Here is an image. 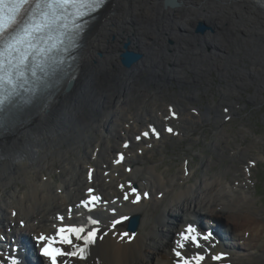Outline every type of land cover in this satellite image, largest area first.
Segmentation results:
<instances>
[{"label":"bare ground","instance_id":"obj_1","mask_svg":"<svg viewBox=\"0 0 264 264\" xmlns=\"http://www.w3.org/2000/svg\"><path fill=\"white\" fill-rule=\"evenodd\" d=\"M177 2L178 6L165 7L164 0H110L96 25L89 29L73 73L52 92L47 106L29 109L19 125L0 136V190L15 184L14 190L6 194L16 205L8 206L7 200L0 197V236L13 231V237L25 234L35 244L45 243L38 239L42 235L53 237L63 251L70 252L84 246V241L67 230L63 234L71 238L72 244L62 243L57 235L61 228L83 227L81 236L98 228V237L103 239L87 246L86 260L65 257L75 264H177L174 249L191 264H196L191 258L200 253L205 257L201 264H264V224L251 209L252 199L244 191L236 194L237 185L232 186L220 176L203 177L198 186H191L194 191L183 186L189 175L184 171L166 179L155 167L135 168L136 158L160 142L161 136L166 137L167 127L173 129L172 134L180 129L175 123L179 122L175 117L179 111L176 115L175 108L169 107L166 117L153 98L144 104L135 102L134 92L148 95L146 90L151 84L161 88L163 80H180L184 68L196 77L210 68L222 71L232 81L227 92L256 79L260 81L256 91L264 89V0ZM201 23L207 27L206 33L196 31ZM125 41L131 44V50L143 54L130 68L119 59ZM242 53H249V69L237 64ZM228 109L221 111L224 118L230 116ZM152 128L158 133L162 130L158 138L152 136ZM145 131H149L148 137L143 136ZM151 137L154 140L150 141ZM141 144L147 148L144 150ZM80 147L82 157H69ZM121 154H125V160L117 163ZM55 163L63 165L67 174L59 178L56 191L50 188L55 181L51 175ZM43 170L49 177L41 173ZM19 179L24 187L17 184ZM130 185L149 197L139 204L124 200L125 192L134 198ZM91 187L101 198L94 212L80 204ZM170 189V199L155 218L145 212V206L154 203L153 210L156 201L161 202ZM125 215L129 220L138 219L135 231L129 230L127 221L115 229L111 227L113 219ZM199 217L203 225H207L206 218L219 222L221 226L211 229L224 233V240L230 241L225 244L227 248L211 239L199 248L180 241V233L192 225L191 218ZM148 218V230L138 232L146 227ZM92 220L99 223L94 225ZM242 226L244 231L233 233ZM124 232L135 235L131 240L121 239ZM178 241L185 247L179 248ZM249 246L257 249L249 251ZM212 256L222 259L214 261ZM41 264L48 263L43 259Z\"/></svg>","mask_w":264,"mask_h":264},{"label":"rangeland","instance_id":"obj_2","mask_svg":"<svg viewBox=\"0 0 264 264\" xmlns=\"http://www.w3.org/2000/svg\"><path fill=\"white\" fill-rule=\"evenodd\" d=\"M205 24L208 26L207 23ZM168 43H171V40ZM207 49L205 52L209 54L211 50ZM248 56L249 53L240 54L239 57L243 58L241 62L237 63L239 67L243 66L244 69H249ZM226 64L231 65L230 63ZM224 67L226 73L230 74V69ZM183 70L185 75L180 80L175 77L169 78L167 81L163 80L161 84L164 87L161 86V88L151 84L146 90L148 95H138V91L134 92L136 93V97L133 98L135 102L144 104L153 98L155 106L161 109L166 117L169 107L175 108L176 115L179 111V116H175L179 122L175 123L180 129L177 131L180 135L168 132L166 137L161 136L160 142H156L155 146L140 154L136 158L135 168L155 167V171L161 173L166 179L174 175L178 177L180 172L184 171L189 174L188 179L183 182V186L186 188L196 185L194 183L203 177L220 176L225 182L233 183L232 186H238L235 190L236 194L239 195L244 191L252 199L251 209L258 221L264 224V89L256 91L260 86V81L257 79L251 83L246 81L245 85L237 88L238 90L227 92L231 80L226 79L222 71L219 72L213 68L207 69V71L203 70L198 78L193 71L185 68ZM144 76H147V72ZM130 96L134 95L130 93ZM224 107L229 108L230 116L227 118H224L221 112ZM130 111L133 113L135 110L132 107ZM96 138H100V136L97 134ZM152 140L154 137L150 138V141ZM142 146L144 150L147 148V146ZM82 153L83 148L80 147L77 154L70 153L69 157H82ZM132 153L131 151L129 155ZM89 163L94 165L93 161ZM53 169L54 173L51 175L54 176L55 181L50 186L51 190H55L56 185L60 184L61 176L67 177L63 165L55 163ZM41 173L49 177L47 171L43 170ZM22 181L19 179L17 184L24 187ZM137 183H139L138 179ZM14 188L15 184L5 190H0V197L7 200L8 206L16 208V205L11 203L12 201L6 194V192L13 191ZM192 189L194 190V188ZM225 191L227 192V190ZM18 192L20 193V189ZM172 192L173 189L168 190L161 202L155 200L157 204L153 210L154 203L151 206H145V212L155 218L170 199ZM149 218L146 227H140L141 231L138 230V232L142 233L148 230L150 227ZM244 226L239 227L240 229H236L233 233L244 231ZM245 230L249 231L250 229ZM249 234L255 235L254 233ZM237 236L239 237L238 234ZM241 242L238 241V243ZM256 249L250 248L249 251Z\"/></svg>","mask_w":264,"mask_h":264},{"label":"snow or ice","instance_id":"obj_3","mask_svg":"<svg viewBox=\"0 0 264 264\" xmlns=\"http://www.w3.org/2000/svg\"><path fill=\"white\" fill-rule=\"evenodd\" d=\"M102 0H0V106L8 101L15 93L20 82L27 79L30 72L32 77L37 76V71H45V65L48 60L53 59L60 51H67L66 41L71 43L74 36L67 29L66 24L58 23L69 9H75L73 15L83 16L82 10H92L98 7ZM27 16L24 19V16ZM75 25V20L73 21ZM78 29V26H76ZM32 61L31 64L29 61ZM227 111V110H226ZM169 133L173 129L168 128ZM151 134L159 137V133L155 128L151 129ZM150 135L149 131L143 133L144 137ZM137 139H140L138 136ZM125 147H128L125 144ZM124 159L120 155L117 163ZM129 171H131L129 169ZM123 188V186H121ZM131 193L134 198L129 197L128 192L124 193L123 199L132 204H139L142 198L149 197L148 193H141L133 186ZM89 189V193H92ZM101 198L96 195H91L90 199L81 201L83 207L88 208L89 205H94ZM113 213L116 209H112ZM15 215V213H13ZM61 221L63 217H58ZM128 220V216H121L120 219H113L111 227L115 229L117 225ZM92 224H98V220H92ZM69 232L76 234V239H82L84 246H77L74 251L66 252L60 248L53 247V237L40 236L38 239L44 241L45 244L41 249L42 255L47 257L51 264H58V258L68 256L77 257L80 260H86V249L88 245L95 244L96 240L103 239V236L98 237L99 229L93 228L86 235L81 236L85 230L83 227L69 228ZM64 228H61L57 235H60L61 242L72 244V240L68 235H64ZM106 235V234H105ZM132 235L128 232L120 234V238L132 239ZM211 233L203 235L197 232L192 226L188 225L185 231L180 233L181 240L194 244L197 248L201 247L200 240H208ZM179 248H184L185 244L177 242ZM175 256L179 258L177 264H191V260L184 258L182 253L173 250ZM194 259L196 264H201L205 259L202 255H197ZM212 260L219 261L221 256H212ZM11 264H18L15 258Z\"/></svg>","mask_w":264,"mask_h":264},{"label":"water","instance_id":"obj_4","mask_svg":"<svg viewBox=\"0 0 264 264\" xmlns=\"http://www.w3.org/2000/svg\"><path fill=\"white\" fill-rule=\"evenodd\" d=\"M107 4L104 6L103 9L106 8ZM164 5H165V7H175V6H178V2H177V0H164ZM102 11H104V10H102ZM102 11L96 15V17H97L96 20L89 24L87 31L85 33V36H84L85 41H86L89 29L96 25L95 23L100 18ZM206 29H207V27L202 23L196 27V31L198 33H204ZM130 47H131V44L128 41H125L123 43V50L119 54L120 62L125 68H130L134 63H136L137 61H139L143 58V54L141 52L133 51L130 49ZM137 225H138V219L137 218L134 217V218H131L129 220V226L128 227L130 230L135 231Z\"/></svg>","mask_w":264,"mask_h":264},{"label":"flooded vegetation","instance_id":"obj_5","mask_svg":"<svg viewBox=\"0 0 264 264\" xmlns=\"http://www.w3.org/2000/svg\"><path fill=\"white\" fill-rule=\"evenodd\" d=\"M209 75L211 76V74H209ZM209 75H208V76H209ZM210 76H209V77H210ZM204 77H205V76H204ZM205 78H206V77H205ZM207 79H208V78H207Z\"/></svg>","mask_w":264,"mask_h":264}]
</instances>
